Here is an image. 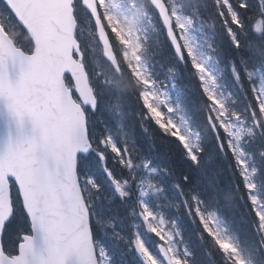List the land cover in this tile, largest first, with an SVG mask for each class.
Wrapping results in <instances>:
<instances>
[{
    "label": "snow or ice",
    "instance_id": "1",
    "mask_svg": "<svg viewBox=\"0 0 264 264\" xmlns=\"http://www.w3.org/2000/svg\"><path fill=\"white\" fill-rule=\"evenodd\" d=\"M208 4L216 15L205 19ZM130 12L147 20L152 32L141 37L120 27ZM83 20L94 28L98 56L80 39ZM205 25L212 33L223 28L228 45L204 34ZM162 37L177 61H190L195 70L207 127L232 161L234 187L254 217L259 248H242L199 193L188 192L183 204L224 264H253L264 252V147L253 151L257 138L264 141V0L254 6L251 0H182L179 6L141 0L140 7L135 0L127 6L125 0H0V264H117L99 244L107 228L143 264H191L193 253L180 246L176 225L148 202L149 190L164 191L157 171L171 172L154 166L131 133L108 131L110 121L123 129L132 96L141 105V127L147 131L144 121L151 120L199 167V133L171 115L177 109L169 102V77L176 69L165 68ZM210 61L231 67L246 96L243 107L218 91ZM125 78L130 92L116 85ZM97 166L109 196L87 175ZM197 179L184 175L182 182ZM211 200L219 202L215 194ZM124 209V218L139 217L153 234L151 246L135 223L131 238L116 232Z\"/></svg>",
    "mask_w": 264,
    "mask_h": 264
},
{
    "label": "trees",
    "instance_id": "2",
    "mask_svg": "<svg viewBox=\"0 0 264 264\" xmlns=\"http://www.w3.org/2000/svg\"><path fill=\"white\" fill-rule=\"evenodd\" d=\"M251 2L254 6V0H251ZM135 3L137 6H141V0H135ZM181 3L182 0H180L178 5ZM202 14L204 17L208 18L216 15V11L211 4H208L207 7L202 10ZM162 39L164 42V49L169 50L170 47L166 44V38L162 37ZM163 60L165 68L174 67L176 69L175 74L170 76L169 80L170 85L175 88L180 95V104L185 107L187 113L194 122L200 123V128L207 130L204 133L203 140V145H206L200 154L198 168L186 158L184 151H177V149H174L173 144L164 146L163 150L168 155L166 160L167 169L171 172V175H168L176 183L181 184L179 189L185 196H187L190 191L197 192L205 201H208V198L215 194L219 201L217 204L218 208L221 209L236 226L242 246L245 248L248 244L246 236L254 230L253 224L244 221L240 215L238 207L240 196L236 193L234 187L238 182V177L234 175L232 163L229 162V159L227 157L222 159L218 154L220 151L216 146V138L207 127L204 116L206 98L203 94L202 88L200 87L196 76L190 73L191 69L189 68L188 62L183 66L172 54L165 55ZM162 73L164 75V72ZM158 151L161 153V150ZM184 175H188L190 178L196 176L198 178L197 182L195 184L191 182L183 183L182 177ZM229 193L234 194L233 199H226V196ZM201 255L210 264L221 263L223 260L222 255L220 257L218 253L211 248L209 243L203 246Z\"/></svg>",
    "mask_w": 264,
    "mask_h": 264
},
{
    "label": "rangeland",
    "instance_id": "3",
    "mask_svg": "<svg viewBox=\"0 0 264 264\" xmlns=\"http://www.w3.org/2000/svg\"><path fill=\"white\" fill-rule=\"evenodd\" d=\"M125 23H126V19H125V20H122V21H121V25H120V27H122L123 29L127 28V25H126ZM86 24H87V26H88V29L86 30V32L83 33V38H84V40H85L86 42L89 43V45H90L89 47H90L92 50L95 49V53H94V54L98 56V55H99V48H98V46L96 45L94 35L91 34L93 31H92V29H91L90 22H89V21H86ZM125 30H126V32H127V30L134 31L133 29H130V28H127V29H125ZM100 67H101V70H103V65H101ZM208 67L210 68V62H209V64H208ZM218 91H219V89H218ZM226 93H227V95L229 96V97H228V96L226 95L227 98L232 100V98H231L232 95H231V93L228 91V89H226ZM114 111H115V110H114ZM199 136H200V135H199ZM138 225L141 226L140 221L138 222ZM106 233H107V234H106ZM103 236H104L105 238H109V239L113 240V245H114V247H120V246L122 245L121 239H117L115 235H112V233L109 232V229H105V230L103 231Z\"/></svg>",
    "mask_w": 264,
    "mask_h": 264
}]
</instances>
